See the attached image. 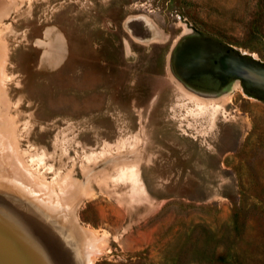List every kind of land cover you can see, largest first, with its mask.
Instances as JSON below:
<instances>
[{"label": "rangeland", "instance_id": "374dc122", "mask_svg": "<svg viewBox=\"0 0 264 264\" xmlns=\"http://www.w3.org/2000/svg\"><path fill=\"white\" fill-rule=\"evenodd\" d=\"M5 1L0 264H264V0Z\"/></svg>", "mask_w": 264, "mask_h": 264}, {"label": "crops", "instance_id": "0c3cea01", "mask_svg": "<svg viewBox=\"0 0 264 264\" xmlns=\"http://www.w3.org/2000/svg\"><path fill=\"white\" fill-rule=\"evenodd\" d=\"M184 49L186 50V52ZM181 51L182 54L185 55L184 57L192 61V64L189 67L192 69L193 73L198 72L196 71L197 68L195 65L199 61V63H201L204 60L209 64V74L212 76V78L215 77L216 79L218 76V72L227 74L229 73V70L232 71V69H234V62L238 63V60L235 56H228L226 54H222L219 56V48L214 43H212L208 39L199 37L196 34H187L184 36V42L181 43ZM216 54H218V56ZM209 57H214L217 59L218 64L216 67L212 66L209 63Z\"/></svg>", "mask_w": 264, "mask_h": 264}, {"label": "bare ground", "instance_id": "6f19581e", "mask_svg": "<svg viewBox=\"0 0 264 264\" xmlns=\"http://www.w3.org/2000/svg\"><path fill=\"white\" fill-rule=\"evenodd\" d=\"M11 2H12V0H11ZM7 9H8V4L6 3V1L5 0H0V16H2L7 11ZM58 47H59V45H58ZM58 49H60V48H58ZM55 52H56V50H55ZM185 52H186V50H185ZM57 55L58 54H56V56ZM183 57H181V58H183ZM186 66H188V65H186ZM233 66H234V69L233 70L235 72L241 74V75H244L248 71V69H244L243 67H239L238 68L237 62H234ZM1 129H2V119H0V137L3 135ZM0 162H1L0 163V205H1L0 206V210L2 212L3 211H9L11 214L17 215L19 217L20 216H23L24 214H22V213H23L24 208H21V206H23V204L20 203L18 197L14 194V191H17V190H15V188L13 187V184L11 183L9 177L6 174L5 167L3 166V161L0 160ZM11 189H12L13 192H11ZM17 192H19V191H17ZM0 215H2V214H0ZM2 229L3 228L0 227V233H2L3 235H5V232L2 231ZM4 249L5 248H3V247L1 249V260H2L3 263L5 262V257H6V253H5V250ZM34 257L35 256L32 257L33 264H38V262H37L38 261V258L36 259Z\"/></svg>", "mask_w": 264, "mask_h": 264}]
</instances>
